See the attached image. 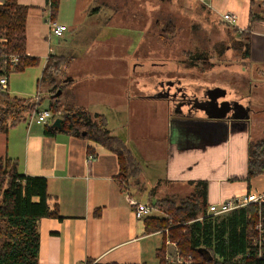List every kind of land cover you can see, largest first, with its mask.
Wrapping results in <instances>:
<instances>
[{
  "label": "crops",
  "instance_id": "obj_1",
  "mask_svg": "<svg viewBox=\"0 0 264 264\" xmlns=\"http://www.w3.org/2000/svg\"><path fill=\"white\" fill-rule=\"evenodd\" d=\"M92 1L60 0L55 22L66 26L67 33L78 32L89 14H100V9H92ZM200 1L222 21L224 13L236 15L233 27L240 32L249 27L251 0ZM17 2L29 7L26 54L46 60L50 53L55 54L47 2ZM253 9L262 19L250 25L249 58L245 61L264 75V0H258ZM54 44L62 52L58 55H63L65 48L58 40ZM166 73L153 83L147 76L135 95L125 86L119 93H96L103 104L98 105L100 109L77 104L103 115L110 134L125 143L136 161L138 171L127 179L126 188L117 181L116 155L91 140L61 132L47 136L31 122L26 128L16 124L6 133L0 132V157L16 161L18 171L25 176L44 177L48 207L56 208L61 217L37 221L38 264H85L87 260L97 264H162L157 251L167 231L147 233L144 219L133 213L132 202L151 206L157 200L184 198L198 181L207 183L208 206L249 192L264 193V174L249 185L245 181L248 144L255 128L264 126V108L240 103L250 109L248 120L209 119L205 103L220 89L205 85L198 93L190 92L181 85V70ZM114 77L124 84L132 78L126 72ZM224 97L219 95L216 101L224 102ZM180 99L186 102L180 103ZM110 119L117 121L116 126L109 127ZM135 130L138 133L134 134ZM139 133L147 134L151 147L136 136ZM150 216L163 217L159 212ZM165 259L176 262L174 243L166 242Z\"/></svg>",
  "mask_w": 264,
  "mask_h": 264
},
{
  "label": "rangeland",
  "instance_id": "obj_2",
  "mask_svg": "<svg viewBox=\"0 0 264 264\" xmlns=\"http://www.w3.org/2000/svg\"><path fill=\"white\" fill-rule=\"evenodd\" d=\"M92 2V9H100V14H89L78 32H64L58 39L54 37L52 40L55 54L62 53L54 44L58 40L59 45L65 48L63 56L72 58L68 65L60 69L55 83L37 88L36 81L45 60L44 57H37V66L23 72H10L5 91L11 96L32 98L36 104L42 100L38 109L49 108L51 101L62 117L66 114L71 116L74 109L84 110L91 121L97 123L98 119L93 115L99 112L92 111V108L87 111L77 106L79 102L85 107L89 105L100 109L98 105L103 104L98 101L99 96L96 98V93H119L118 89L125 86L135 95L144 87L147 76L153 83L156 78H164L167 70L174 69L183 72L179 80L190 92L198 93L203 86L209 85L225 90L226 101L264 108V75L258 74L256 68L248 65L235 50V44L243 41V36L235 27L223 24L221 17L200 0ZM188 54L203 56L206 65L198 63L193 68H186L187 64L183 61ZM125 72L132 76L125 84L114 77ZM109 74L114 76L108 78ZM59 90L61 95L51 99ZM102 111L106 113V110ZM123 113L126 119H121V122L124 124L126 110ZM31 116L19 122L18 128H26L27 123H33ZM116 122L110 119L109 127L116 126ZM34 126L43 128V125L35 123ZM263 127L255 128L252 142L263 137ZM135 133L138 132L135 130ZM136 136L144 144L148 142L152 146L146 133ZM126 185L127 180L122 181L121 186L126 188ZM168 199L179 204L184 198ZM153 209V213L161 214Z\"/></svg>",
  "mask_w": 264,
  "mask_h": 264
},
{
  "label": "trees",
  "instance_id": "obj_3",
  "mask_svg": "<svg viewBox=\"0 0 264 264\" xmlns=\"http://www.w3.org/2000/svg\"><path fill=\"white\" fill-rule=\"evenodd\" d=\"M254 7L258 0H251ZM49 19L55 21L60 0H46ZM250 8V25L262 19V16ZM28 6L18 4L17 0H3L0 4V76L8 78L10 72H23L37 66L39 59L25 53V25ZM223 24L227 25L224 21ZM250 25L240 32L243 41L235 44V50L242 59L249 58ZM11 56H17L15 64ZM72 58L63 55L49 54L41 70L37 88L52 86L60 69L70 63ZM186 68H193L198 63L206 65L201 55L188 54L183 61ZM203 71H208L204 69ZM61 91V90H59ZM62 93V91H61ZM61 95V94H60ZM52 95L51 99H56ZM42 103L32 98L11 96L8 91L0 92V132L6 133L11 127L28 117ZM57 103V102H55ZM54 104L49 101L52 113L51 123L44 125L43 133L53 136L66 133L71 136L91 140L116 155L119 165L117 181L121 184L138 171V165L130 154L125 143L110 134L105 117L95 114L97 123L84 110L74 109L70 116L57 113ZM59 115V116H58ZM60 118L61 127L52 128L54 119ZM4 166V167H3ZM16 161L0 157V264H38L39 234L37 221L43 217L61 219L58 210L49 209L47 200V181L41 176H25L18 171ZM264 174V135L257 141H250L247 151V185L255 177ZM207 183H193L192 192L179 204L175 200L162 199L151 207L163 215L162 218L147 217L144 219L147 233L166 230V238L157 251V258L162 264H247L250 248V237L257 221V206L249 204L231 212L213 216L207 213ZM264 211V207L260 208ZM264 214V212H263ZM174 243L180 262H169L165 259L166 242ZM202 249L201 252H198ZM207 254H206V252ZM253 263V262H252ZM85 264H97L87 260ZM114 264V263H111ZM257 264H261L259 261Z\"/></svg>",
  "mask_w": 264,
  "mask_h": 264
},
{
  "label": "built area",
  "instance_id": "obj_4",
  "mask_svg": "<svg viewBox=\"0 0 264 264\" xmlns=\"http://www.w3.org/2000/svg\"><path fill=\"white\" fill-rule=\"evenodd\" d=\"M222 17L223 21L228 25L235 26L237 23V16L233 13H224ZM48 27L49 32L53 37H59L67 30L66 26L58 24L55 21H51L50 19L48 20ZM10 58V62L15 64L17 61V56H11ZM7 84V78L5 76H0V92L7 89ZM52 118V113L47 108L37 109L32 113L31 121L37 125H49ZM131 204L133 206V213L138 219H145L149 217L154 211L150 205L143 204L138 201H134ZM249 204L256 205L258 209L257 221L254 224L253 234L250 237V248L253 253L248 252L247 259L249 263L247 264H257L259 261L261 264H264V211H261L260 209L264 207V193L257 195L255 193L249 192L240 198H231L217 204H212L208 206L207 213L213 216H221L231 212L232 210L245 207ZM176 258V262L179 263L180 260L178 259L177 254Z\"/></svg>",
  "mask_w": 264,
  "mask_h": 264
},
{
  "label": "water",
  "instance_id": "obj_5",
  "mask_svg": "<svg viewBox=\"0 0 264 264\" xmlns=\"http://www.w3.org/2000/svg\"><path fill=\"white\" fill-rule=\"evenodd\" d=\"M217 91L218 89L214 90L212 92L213 96L209 97L208 99L209 102L205 103L207 107V110L205 109V112L209 119H216V120H224L228 118L236 119V120H248L249 119V114H250L249 107H244L243 105L239 103L229 102V101L218 103L216 101L217 97H219V95L224 96L225 91L222 90L221 93L216 94ZM60 94H61V91H57L54 97H59ZM165 97H168V94H166ZM61 121L62 120L60 118L54 119L53 123L51 124V127L59 129L61 127ZM201 251L202 249L198 250V252H201Z\"/></svg>",
  "mask_w": 264,
  "mask_h": 264
},
{
  "label": "flooded vegetation",
  "instance_id": "obj_6",
  "mask_svg": "<svg viewBox=\"0 0 264 264\" xmlns=\"http://www.w3.org/2000/svg\"><path fill=\"white\" fill-rule=\"evenodd\" d=\"M222 91L221 90H218L216 93H221ZM180 103H183V102H186V101H183L182 99H180Z\"/></svg>",
  "mask_w": 264,
  "mask_h": 264
}]
</instances>
